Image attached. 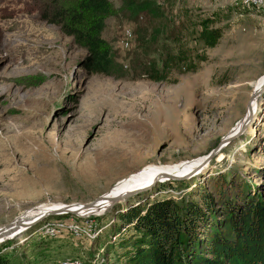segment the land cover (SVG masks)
Wrapping results in <instances>:
<instances>
[{
    "label": "rangeland",
    "instance_id": "1",
    "mask_svg": "<svg viewBox=\"0 0 264 264\" xmlns=\"http://www.w3.org/2000/svg\"><path fill=\"white\" fill-rule=\"evenodd\" d=\"M111 1L108 75L91 74L86 49L43 18L55 0H0V227L32 209L92 202L147 167L207 157L242 119L251 124L264 76V0ZM205 19L222 29L215 46L200 38ZM261 94L254 132L243 127L205 170L90 214L47 215L1 242L0 253L22 264H126L140 233L120 214L132 206L210 193L222 219L230 199L264 201Z\"/></svg>",
    "mask_w": 264,
    "mask_h": 264
},
{
    "label": "trees",
    "instance_id": "2",
    "mask_svg": "<svg viewBox=\"0 0 264 264\" xmlns=\"http://www.w3.org/2000/svg\"><path fill=\"white\" fill-rule=\"evenodd\" d=\"M61 1L48 4L43 18L59 25L62 32L73 36L86 49L85 64L91 74L115 73L114 51L103 37L107 19L116 13L113 2ZM210 23V19L203 20L199 34L206 45L215 46L222 29L210 27ZM149 77L166 79L159 75ZM217 211L210 193L203 194L200 200L193 196L165 197L130 207L120 217L132 223L140 235L126 264H264V201L252 197L230 199L225 218L216 219ZM203 226L210 233L205 249L200 250ZM0 264L22 262L0 253Z\"/></svg>",
    "mask_w": 264,
    "mask_h": 264
},
{
    "label": "bare ground",
    "instance_id": "3",
    "mask_svg": "<svg viewBox=\"0 0 264 264\" xmlns=\"http://www.w3.org/2000/svg\"><path fill=\"white\" fill-rule=\"evenodd\" d=\"M255 2H261L262 0H254ZM264 83V76L260 79V82L257 84L254 91H257L259 95L254 99V113L251 117V124L248 121V125H245V121L242 119L235 128H233L230 132L227 133L226 136L234 135L240 129L246 128V132L252 133L254 132V128L252 122L258 117V111L260 108V102L262 96L261 93L264 92V88L262 85ZM261 94V95H260ZM206 156L196 158L190 161H182L179 164H175L174 166L161 167L157 168L156 166L147 167L142 169L136 174H133L127 178H124L118 181L106 194H109L110 197L106 198L105 201H101L98 204L88 207V208H77L80 204H71V205H54L49 207H42L37 209H32L24 214H22L18 220L14 223L10 224L7 227L0 228V243L15 237L16 235L21 234L25 229L29 227L31 224L41 221L44 217H46L50 213H71L66 212L69 208L75 212L73 213H81V214H90L95 211H99L102 208L113 205V202H109L111 197H115V199H120L124 197L128 192L133 190H138L142 188L148 187L153 181L164 180L160 178H166L164 176H186L193 174L195 171L198 172L201 168V165ZM202 170H205L202 169ZM201 172V171H200ZM199 172V173H200ZM198 174V173H197ZM165 181V180H164ZM146 190V189H145ZM142 191V190H141ZM109 205V206H108ZM108 206V207H107ZM99 213V212H98ZM51 229V228H50Z\"/></svg>",
    "mask_w": 264,
    "mask_h": 264
},
{
    "label": "water",
    "instance_id": "4",
    "mask_svg": "<svg viewBox=\"0 0 264 264\" xmlns=\"http://www.w3.org/2000/svg\"><path fill=\"white\" fill-rule=\"evenodd\" d=\"M262 88H264V83H263V85H262ZM259 95V93L257 92V91H255L254 92V94H253V97H257ZM246 123H247V121L245 122V125L244 126H246ZM241 132H242V129H240L239 131H237L234 135H231L230 137H226L224 140H223V142L221 143V144H219L209 155H207V157H206V159L204 160V164L201 166V168L204 166V165H206L210 160H211V158L221 149V147L223 146V144H225L226 142H228V141H231L232 139H234L235 137H237L238 135H240L241 134ZM194 173H196V171L194 172ZM190 175H194V174H190ZM164 177H166L167 179H181V178H184L185 176H171V175H168V176H164ZM160 179H165V178H160ZM156 181H153L148 187H150L153 183H155ZM142 189H138V190H133V191H130V192H128L127 194H126V197L127 196H130V195H133V194H135V193H137V192H139V191H141ZM110 194V193H109ZM109 194H102V195H100L97 199H95L94 201H92V202H89V203H83V204H80L77 208L79 209V208H88V207H91V206H94V205H96V204H98L99 202H101V201H105L106 200V198H109L110 197V195ZM114 201H117V199H115V197L113 196V197H111V199H110V201L109 202H114ZM66 212H71V213H73V212H75V211H73V210H71L70 208L66 211ZM59 212H56V213H50V214H58ZM50 214H48V215H50ZM69 214V213H68ZM19 219V217L18 218H16L15 220H13L12 222H10V223H8V224H6V225H4V226H2V227H0V228H4V227H7V226H9L10 224H12V223H14L16 220H18Z\"/></svg>",
    "mask_w": 264,
    "mask_h": 264
}]
</instances>
